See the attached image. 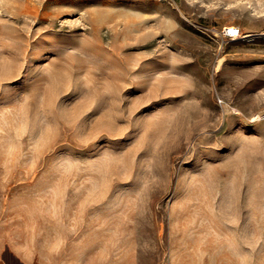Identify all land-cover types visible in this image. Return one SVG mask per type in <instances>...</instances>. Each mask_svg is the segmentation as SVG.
<instances>
[{"label": "rangeland", "instance_id": "1", "mask_svg": "<svg viewBox=\"0 0 264 264\" xmlns=\"http://www.w3.org/2000/svg\"><path fill=\"white\" fill-rule=\"evenodd\" d=\"M262 33L264 0H0V259L264 264Z\"/></svg>", "mask_w": 264, "mask_h": 264}, {"label": "built area", "instance_id": "2", "mask_svg": "<svg viewBox=\"0 0 264 264\" xmlns=\"http://www.w3.org/2000/svg\"><path fill=\"white\" fill-rule=\"evenodd\" d=\"M222 35L227 40H235L241 37V31L239 26L230 24L222 28Z\"/></svg>", "mask_w": 264, "mask_h": 264}, {"label": "bare ground", "instance_id": "3", "mask_svg": "<svg viewBox=\"0 0 264 264\" xmlns=\"http://www.w3.org/2000/svg\"><path fill=\"white\" fill-rule=\"evenodd\" d=\"M262 35H264V33H262ZM256 37H262V36H260V33H249L246 34L245 40L251 41L254 40Z\"/></svg>", "mask_w": 264, "mask_h": 264}, {"label": "crops", "instance_id": "4", "mask_svg": "<svg viewBox=\"0 0 264 264\" xmlns=\"http://www.w3.org/2000/svg\"><path fill=\"white\" fill-rule=\"evenodd\" d=\"M0 264H11V263H9V262H5V261H3L2 259H0ZM13 264V263H12Z\"/></svg>", "mask_w": 264, "mask_h": 264}]
</instances>
